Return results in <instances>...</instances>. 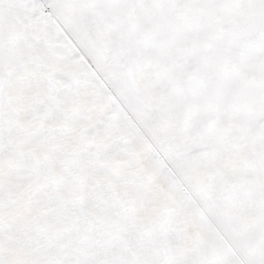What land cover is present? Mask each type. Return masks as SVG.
<instances>
[{
	"label": "snow or ice",
	"instance_id": "1",
	"mask_svg": "<svg viewBox=\"0 0 264 264\" xmlns=\"http://www.w3.org/2000/svg\"><path fill=\"white\" fill-rule=\"evenodd\" d=\"M0 264H264V0H0Z\"/></svg>",
	"mask_w": 264,
	"mask_h": 264
}]
</instances>
